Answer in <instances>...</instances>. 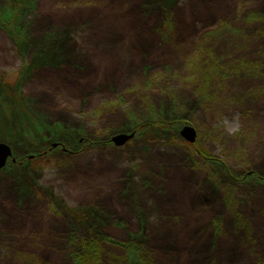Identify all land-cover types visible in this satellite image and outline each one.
Listing matches in <instances>:
<instances>
[{"label": "rangeland", "instance_id": "rangeland-1", "mask_svg": "<svg viewBox=\"0 0 264 264\" xmlns=\"http://www.w3.org/2000/svg\"><path fill=\"white\" fill-rule=\"evenodd\" d=\"M0 144V264H264V0H0Z\"/></svg>", "mask_w": 264, "mask_h": 264}, {"label": "water", "instance_id": "water-1", "mask_svg": "<svg viewBox=\"0 0 264 264\" xmlns=\"http://www.w3.org/2000/svg\"><path fill=\"white\" fill-rule=\"evenodd\" d=\"M181 137L188 142L189 144H193L196 141V133L195 130L189 126H184L180 131ZM132 138V135L126 134H116L112 137L111 142L120 147L128 142ZM11 156V151L8 145L0 144V169H2L8 158Z\"/></svg>", "mask_w": 264, "mask_h": 264}, {"label": "trees", "instance_id": "trees-1", "mask_svg": "<svg viewBox=\"0 0 264 264\" xmlns=\"http://www.w3.org/2000/svg\"><path fill=\"white\" fill-rule=\"evenodd\" d=\"M12 7L13 6H10V9H12ZM14 8V7H13ZM13 12H16L17 13V9H15ZM16 13H14V14H16ZM8 20V19H7ZM201 153V152H200ZM203 154V153H202ZM73 215H77V214H73ZM90 242V241H89ZM84 250H86L85 251V253L84 254H82L83 255V257L85 258V256H86V258H88V257H90L91 255H94L95 254V252L92 250V246H88L87 245V248H84ZM82 258V257H81ZM74 263V262H73ZM75 264V263H74ZM78 264H84V263H80V262H78Z\"/></svg>", "mask_w": 264, "mask_h": 264}]
</instances>
